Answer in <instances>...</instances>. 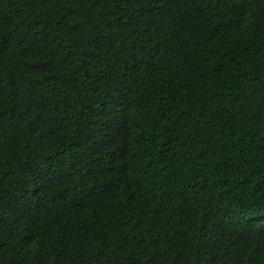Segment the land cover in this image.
<instances>
[{"label": "trees", "instance_id": "1", "mask_svg": "<svg viewBox=\"0 0 264 264\" xmlns=\"http://www.w3.org/2000/svg\"><path fill=\"white\" fill-rule=\"evenodd\" d=\"M0 264H264V0H0Z\"/></svg>", "mask_w": 264, "mask_h": 264}]
</instances>
